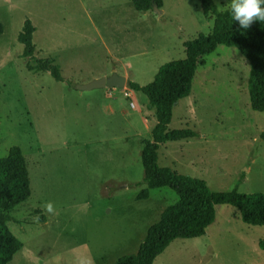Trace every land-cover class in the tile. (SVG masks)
<instances>
[{"label":"rangeland","instance_id":"obj_1","mask_svg":"<svg viewBox=\"0 0 264 264\" xmlns=\"http://www.w3.org/2000/svg\"><path fill=\"white\" fill-rule=\"evenodd\" d=\"M161 10L137 11L130 0H0V157L19 146L30 180L28 199L9 211L8 228L23 244L9 264H112L135 253L177 200L168 187L137 199L147 187L142 141L155 118L127 81H151L161 64L184 56L185 41L210 31L212 18L199 0H163ZM26 18L35 27L32 57L17 40ZM39 58L53 60L62 80L28 68ZM113 72L126 77L123 88H76ZM248 73L233 46L201 59L168 125L197 135L161 143L159 165L215 191L264 192V111L250 106ZM262 239L264 226L220 204L203 235L174 239L153 264H264Z\"/></svg>","mask_w":264,"mask_h":264},{"label":"trees","instance_id":"obj_2","mask_svg":"<svg viewBox=\"0 0 264 264\" xmlns=\"http://www.w3.org/2000/svg\"><path fill=\"white\" fill-rule=\"evenodd\" d=\"M137 11L162 7L163 0H130ZM203 15L211 16L208 33L199 34L184 42V56L161 64L151 81L139 84L127 81V87L139 91L147 98V107L153 111L155 124L151 138L142 141L140 151L143 181L146 188L137 199L147 198L149 189L168 187L177 200L167 205L159 220L151 224L135 253L120 256L112 264H153L154 259L176 238H193L205 233L214 221L216 206H234L241 220L249 225L264 226V192H242L236 188L215 191L206 181L176 172L158 163V147L161 143L191 138L197 133L188 127L169 129L172 111L177 102L188 96L196 69L201 59L212 53L220 44L233 46L249 62L247 92L253 110L264 111V22L254 21L242 29L232 19L230 12L220 11L213 0H199ZM264 6V5H262ZM0 21V34L3 32ZM35 27L26 18L17 40L23 45L22 55L32 57ZM31 70L47 71L57 81L62 80L58 65L51 59L39 58ZM30 196V180L25 157L19 146H11L7 155L0 157V264H9L13 255L23 246L8 228L9 211ZM43 219V217H41ZM264 250V239L258 242Z\"/></svg>","mask_w":264,"mask_h":264},{"label":"clouds","instance_id":"obj_3","mask_svg":"<svg viewBox=\"0 0 264 264\" xmlns=\"http://www.w3.org/2000/svg\"><path fill=\"white\" fill-rule=\"evenodd\" d=\"M264 0H230L226 6L220 7V11L230 12L232 19L238 22L242 29H247L254 21L264 22ZM44 210L57 215V211L52 202L44 204ZM38 221L39 216L35 217ZM76 264H93L90 259L78 258Z\"/></svg>","mask_w":264,"mask_h":264},{"label":"water","instance_id":"obj_4","mask_svg":"<svg viewBox=\"0 0 264 264\" xmlns=\"http://www.w3.org/2000/svg\"><path fill=\"white\" fill-rule=\"evenodd\" d=\"M152 10L158 15L162 14L161 8H158L157 5H154ZM126 77L124 75H119L116 72H113L109 76H101L99 78L93 79L92 81L84 84H77L76 88L89 90L93 88H123L125 86Z\"/></svg>","mask_w":264,"mask_h":264}]
</instances>
